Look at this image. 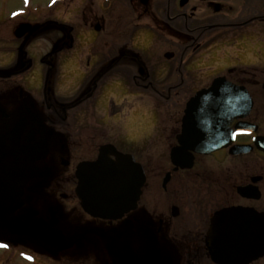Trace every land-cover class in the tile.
Returning <instances> with one entry per match:
<instances>
[{
    "label": "flooded vegetation",
    "instance_id": "1",
    "mask_svg": "<svg viewBox=\"0 0 264 264\" xmlns=\"http://www.w3.org/2000/svg\"><path fill=\"white\" fill-rule=\"evenodd\" d=\"M79 1L75 14L25 0L0 10V264H244L260 254L264 0ZM215 83L247 91L252 110L231 129L252 131L199 154L187 105ZM112 151L143 176L136 207L106 220L82 208L77 171L101 155L116 161Z\"/></svg>",
    "mask_w": 264,
    "mask_h": 264
},
{
    "label": "water",
    "instance_id": "2",
    "mask_svg": "<svg viewBox=\"0 0 264 264\" xmlns=\"http://www.w3.org/2000/svg\"><path fill=\"white\" fill-rule=\"evenodd\" d=\"M147 5V1H143ZM30 26H25L21 34H26ZM253 106L252 99L244 88L236 86H222L214 84L210 90L196 95L187 105L188 125L199 137V153L209 154L229 147L232 144L231 124L235 120L246 118ZM241 123L236 125L237 130H242ZM244 131H252L244 124ZM233 139V138H232ZM257 147L264 151V138L256 141ZM233 154L242 153L241 147H235ZM116 161L101 155L96 163H86L77 171V195L84 210L94 217L106 220H115L123 216L136 206L142 183V172L130 156L117 153ZM249 149L244 147V154ZM250 188H244V196L249 197ZM231 213V212H230ZM261 231L264 232V219H259ZM258 222V221H257ZM255 224V223H254ZM251 226V220L249 223ZM264 237V235L262 236ZM240 248L241 245H233ZM261 253L248 258L244 264L264 256V244ZM239 253V252H238ZM237 256L236 264L241 263ZM220 264H232L228 260H217Z\"/></svg>",
    "mask_w": 264,
    "mask_h": 264
},
{
    "label": "rangeland",
    "instance_id": "3",
    "mask_svg": "<svg viewBox=\"0 0 264 264\" xmlns=\"http://www.w3.org/2000/svg\"><path fill=\"white\" fill-rule=\"evenodd\" d=\"M25 3H30L29 7L33 11L35 9L48 11V8H50L53 3L57 4V14H75L77 12V9L82 4L79 0H25ZM15 4V0H0V10L11 11L13 7H16ZM101 4L102 2L96 1L93 6V11L95 13H99L100 15L102 12V5H105L106 3H103L102 5ZM76 21L77 19L74 20V23H77Z\"/></svg>",
    "mask_w": 264,
    "mask_h": 264
},
{
    "label": "snow or ice",
    "instance_id": "4",
    "mask_svg": "<svg viewBox=\"0 0 264 264\" xmlns=\"http://www.w3.org/2000/svg\"><path fill=\"white\" fill-rule=\"evenodd\" d=\"M0 246H3V245H0Z\"/></svg>",
    "mask_w": 264,
    "mask_h": 264
}]
</instances>
